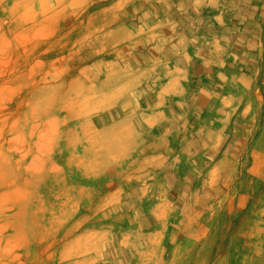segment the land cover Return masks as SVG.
I'll return each instance as SVG.
<instances>
[{
  "label": "rangeland",
  "instance_id": "rangeland-1",
  "mask_svg": "<svg viewBox=\"0 0 264 264\" xmlns=\"http://www.w3.org/2000/svg\"><path fill=\"white\" fill-rule=\"evenodd\" d=\"M0 264H264V0H0Z\"/></svg>",
  "mask_w": 264,
  "mask_h": 264
},
{
  "label": "bare ground",
  "instance_id": "bare-ground-1",
  "mask_svg": "<svg viewBox=\"0 0 264 264\" xmlns=\"http://www.w3.org/2000/svg\"><path fill=\"white\" fill-rule=\"evenodd\" d=\"M110 79V78H109ZM104 101V100H103ZM110 115H112V119L114 118V119H116V117L118 118L119 116L115 113V112H111L110 113ZM110 115L109 116H107V117H104L103 118V122H107V119H109V117H110ZM102 118V117H101ZM105 182V181H104Z\"/></svg>",
  "mask_w": 264,
  "mask_h": 264
},
{
  "label": "crops",
  "instance_id": "crops-1",
  "mask_svg": "<svg viewBox=\"0 0 264 264\" xmlns=\"http://www.w3.org/2000/svg\"><path fill=\"white\" fill-rule=\"evenodd\" d=\"M169 138V137H168ZM168 138H165L164 140L165 141H167V144L166 145H169V142H170V140L168 139ZM176 145H177V143H176ZM172 148V147H171ZM187 151H189V149H187ZM172 152H173V150H172ZM176 152H177V150H176ZM177 154V153H176Z\"/></svg>",
  "mask_w": 264,
  "mask_h": 264
}]
</instances>
